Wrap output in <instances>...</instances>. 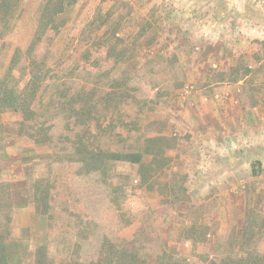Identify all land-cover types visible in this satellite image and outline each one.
<instances>
[{"label":"rangeland","instance_id":"374dc122","mask_svg":"<svg viewBox=\"0 0 264 264\" xmlns=\"http://www.w3.org/2000/svg\"><path fill=\"white\" fill-rule=\"evenodd\" d=\"M42 3L21 0L0 38V77L15 50L30 45ZM114 32L122 46L135 47L122 68L101 45ZM262 42L264 0H79L72 6L63 30L43 44L58 85L101 91L112 84L108 76L125 73L139 103L125 106L122 117L137 121L139 131L124 141L137 146L164 137L165 160L144 184L138 166L126 162L113 164L105 179L82 174L69 155L72 143H63L75 125L50 112L47 126L59 138L41 148L18 134L19 113H0V231L14 242L12 264H34L41 245L55 264H87L106 239L134 242L146 264L165 251L183 264L236 254L245 216L264 218ZM236 65L253 71L234 83L226 73ZM14 76L22 89L25 63ZM54 87L47 99L56 95ZM120 141L108 136L98 144ZM39 179L52 192L46 217L32 198ZM191 226L197 242L186 239Z\"/></svg>","mask_w":264,"mask_h":264},{"label":"trees","instance_id":"16d2710c","mask_svg":"<svg viewBox=\"0 0 264 264\" xmlns=\"http://www.w3.org/2000/svg\"><path fill=\"white\" fill-rule=\"evenodd\" d=\"M78 1L43 0L30 45L25 51L15 50L6 74L0 77V113L6 111L19 113L22 120L18 134L30 138L41 148L52 147L59 138L54 126L52 127V124L47 126L51 120L47 115L50 112L52 117L61 115L68 124L70 122L75 125V129L67 131L66 141L63 143H72L73 149L69 155L71 161L80 165V173L86 175L98 173L105 179L113 164L126 162L138 166V176L144 184L152 176V171L163 167L165 138L148 137L137 146L124 141V137L132 138V135L139 131L137 121H129L122 117V114H125V106L134 107L139 103L136 96L128 91L130 82L125 73L122 72L124 74L122 79L108 76V79L113 80L107 89L97 91L88 84H83L71 92L58 85L59 80L48 62L47 55L44 54L43 44L47 40L53 41L63 30L65 13ZM20 2L21 0H0V38L8 33L10 21ZM122 40L123 38L118 37V32H114L101 43L102 46L108 47L109 59L113 60L112 64L117 68L129 65L135 56V47L122 46ZM262 44L264 47V42ZM22 63L26 64L28 79L26 85L20 89L19 83L15 82L14 71ZM252 71L249 66L236 65L231 66L226 75L229 81L237 83L246 79ZM51 85L55 86L56 95L47 99L46 94ZM108 136L120 138L121 141L110 147L98 144L101 138ZM256 162L261 165L260 160ZM252 171L254 176H260L261 172L256 166ZM150 187L153 188V185ZM51 193L50 186L45 184L44 180L34 182L32 198L37 214L42 217L50 213ZM7 232L0 231V264H12L16 255L14 242L8 238ZM187 232V240L199 241L194 234L195 227L191 226ZM236 238L239 248L236 254L211 259L209 264H264V247L262 250L259 249V243L264 240L263 217L256 218L250 214L245 216ZM126 243L122 245L106 239L98 258L87 264H146L137 245L134 242ZM34 264H55L49 257L46 245L36 249ZM155 264L183 263L165 251L157 256Z\"/></svg>","mask_w":264,"mask_h":264}]
</instances>
